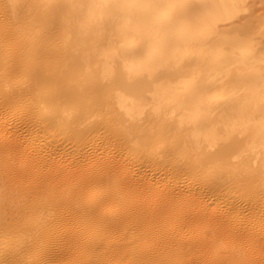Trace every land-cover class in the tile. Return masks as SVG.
Segmentation results:
<instances>
[{
    "label": "bare ground",
    "instance_id": "obj_1",
    "mask_svg": "<svg viewBox=\"0 0 264 264\" xmlns=\"http://www.w3.org/2000/svg\"><path fill=\"white\" fill-rule=\"evenodd\" d=\"M24 177L0 264H264V0H0Z\"/></svg>",
    "mask_w": 264,
    "mask_h": 264
},
{
    "label": "rangeland",
    "instance_id": "obj_2",
    "mask_svg": "<svg viewBox=\"0 0 264 264\" xmlns=\"http://www.w3.org/2000/svg\"><path fill=\"white\" fill-rule=\"evenodd\" d=\"M27 34H28V32H27ZM19 80H20V79H19ZM23 80H25V79H22V81H21V80H20V81L23 82V83L25 84V83H26L25 81H26L27 79H26L25 81H23ZM24 84H21V85H24ZM27 84H28V86H27ZM29 84H30V83H29V80H27V83L25 84L26 87H25V85H24L25 88L23 87L25 90L28 89V90L26 91V94H27V95H28V93L30 92L29 95L27 96V99H30V97H31V95H32V93H31L32 90L30 89L31 87L29 88ZM21 87H22V86H21ZM28 91H29V92H28ZM30 94H31V95H30ZM29 96H30V97H29ZM32 99H33V95H32V98H31L30 100H27V102H28V103H31V102H32ZM30 101H31V102H30ZM23 179H24V180H23ZM23 179H22V180H23L24 182H23L22 180H21L20 182H16V181L8 182V183H10V185H9L7 182H6L7 184H6V183H0V185H2V186H3V185H6V186H7V187H6V186H5V187H4V186H3V187H0L1 189L3 188L2 190H4V188L6 189V191L9 190L7 193H5V196H6V197H5V200H6V202L9 203V200H11V199L14 197L15 200L13 201V199H14V198H13L11 202H12L15 206H16V204H17L18 206H16V208L18 209V207H19L20 210H22L23 207L25 208V205H26V207H27V206H30V205L32 206V204L34 203L33 201L35 200V198H34L33 196L31 197L30 195H29V197L31 198L32 201L30 200L29 197H28V200L26 199V197L24 198V196H26V195L24 194L23 190H26V189H27L28 184L26 183V180H27V179H26L25 177H24ZM27 181H28V180H27ZM11 183H12V184H11ZM14 183H15V184H14ZM22 183H23V184L25 183V184H24L25 186H23ZM12 185H13V186H12ZM21 185H22V186H21ZM8 186H9V189L7 190ZM10 186H12L13 188L15 187V188H14V191H11L12 189L10 188ZM16 187H17V190H16ZM23 187H25V188H23ZM10 189H11V190H10ZM18 189H19V190H18ZM20 189H21V190H20ZM15 190L18 191V192H15ZM0 191H1V190H0ZM6 191H5V192H6ZM20 191L22 192V195H23L22 197H23L24 199L21 197V193H20ZM11 192H13V193H11ZM0 193H2V191H1ZM10 193H11L12 195H13L14 193H15V194H16V193H19V195L16 194V196H13V197H12ZM15 194H14V195H15ZM19 196H20V197H19ZM11 197H12V198H11ZM17 197H18V198H17ZM7 198H8L9 200H8ZM10 198H11V199H10ZM20 198H22L24 201H23L22 199H20ZM32 198H34V200H33ZM16 199H18V200H16ZM7 200H8V201H7ZM19 200L23 201L24 203H22V202L19 201ZM25 200H27V201H25ZM16 201H19V202L17 203ZM30 201H31V202H30ZM11 202L9 203L10 205L8 204V206H10V207H8V208H9V209L11 208L12 211L10 210V212H11V214L13 213L12 216H14V218H13V220H12V218H10V219H11V221H13V222L15 221V223H16L17 220L19 221V219H20V215H18V218L16 217L17 214H19V212H18L19 209L17 210V209L14 207V208L17 210V213H16V210H15L14 208H12V207H13V204H12ZM14 202H16V203H14ZM25 203H26V204H25ZM11 204H12V205H11ZM22 204H23V207H21ZM11 206H12V207H11ZM13 209H14V210H13ZM15 217H16V218H15ZM14 219H15V220H14ZM15 223H14V224H15ZM15 237H17V234L13 235V238H15ZM13 238H12V240L15 241L16 238H15V239H13ZM16 240H17V239H16ZM15 243H16V241H15ZM12 244H14V242H12ZM0 254H1V252H0Z\"/></svg>",
    "mask_w": 264,
    "mask_h": 264
}]
</instances>
